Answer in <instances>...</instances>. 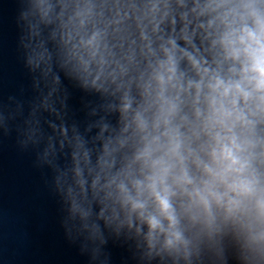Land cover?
<instances>
[{
  "label": "clouds",
  "instance_id": "1",
  "mask_svg": "<svg viewBox=\"0 0 264 264\" xmlns=\"http://www.w3.org/2000/svg\"><path fill=\"white\" fill-rule=\"evenodd\" d=\"M32 6L41 22L54 8L49 0ZM55 7L60 51L53 57L41 41L28 61L45 81L41 106L60 117L63 75L84 89L111 90L122 125L93 162L78 131L68 140L66 125L48 122L61 149L66 141L73 148L72 212L86 217L77 197L104 193L99 217L110 210L129 227L133 217L146 225L149 254L159 245L156 255L187 261L186 231L211 241L229 228L243 264H264V0H57ZM108 131L104 125L100 136Z\"/></svg>",
  "mask_w": 264,
  "mask_h": 264
}]
</instances>
